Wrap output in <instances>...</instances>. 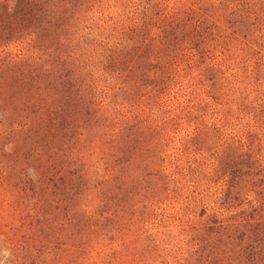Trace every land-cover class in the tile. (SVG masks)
Returning a JSON list of instances; mask_svg holds the SVG:
<instances>
[{
    "label": "trees",
    "instance_id": "1",
    "mask_svg": "<svg viewBox=\"0 0 264 264\" xmlns=\"http://www.w3.org/2000/svg\"><path fill=\"white\" fill-rule=\"evenodd\" d=\"M166 1L0 0V264H154L160 244L138 224L167 217L181 240L161 264H264V161L229 145L213 169L218 200L246 209L204 207L198 221L208 198L198 166L175 160L165 173L154 152L184 117L168 109L159 124L154 109L198 55V1ZM217 1L203 23L231 5L229 14H255L247 0ZM111 2L124 21L105 18ZM191 134L177 150L197 147L198 128ZM162 200L181 202L182 214L159 213Z\"/></svg>",
    "mask_w": 264,
    "mask_h": 264
},
{
    "label": "rangeland",
    "instance_id": "2",
    "mask_svg": "<svg viewBox=\"0 0 264 264\" xmlns=\"http://www.w3.org/2000/svg\"><path fill=\"white\" fill-rule=\"evenodd\" d=\"M196 1L198 55L189 68L181 66L183 71L178 82L170 85L162 95L161 109H154L159 124L165 119L162 112L168 109H177L184 117L175 133L173 128H168L167 133L173 136L169 146L160 147L154 152L160 151L166 158L162 164L165 173L172 172L169 166L175 160H178L180 167H187L189 163L198 166V192L203 191V195L208 196L207 199L202 196L203 205L198 203L196 215L198 213L199 221V213H202L204 207L207 214L216 213L225 217L246 209V204L239 205L241 199L234 201L231 208L218 200L223 196L225 187L223 181L217 180L213 169L218 166L219 157L227 151L229 145L243 150L250 149L264 161V0L246 1V9L250 13L255 12L250 15H243L239 11L229 14L236 9L232 5L228 7L231 8L229 10H221L220 15L207 11L205 13L209 18H206L205 23L202 18L203 8L213 2L217 5V0H168L164 4L169 7H189L196 5ZM123 8L114 7L113 2L107 3L104 16H112L113 20L122 22L124 19L120 15ZM186 113L190 114L187 118ZM196 127L197 147H192L190 153L177 150L184 146ZM187 180L182 179L181 184H191ZM214 196L218 197L214 199ZM251 199L254 196L248 197V200ZM96 206L98 201L93 194L88 209L94 210ZM155 207H159V213L177 218L182 214L183 204H170L162 200ZM135 215L140 218L138 213ZM138 225L142 238L150 236L160 244L155 253H160V257L155 258L154 264H161L163 249L177 251L181 240L178 221L168 217L163 222L146 218ZM110 246L105 242L98 246L97 251H106ZM3 256L7 258L8 253L0 248V260Z\"/></svg>",
    "mask_w": 264,
    "mask_h": 264
}]
</instances>
